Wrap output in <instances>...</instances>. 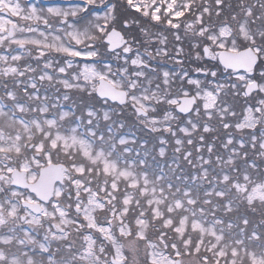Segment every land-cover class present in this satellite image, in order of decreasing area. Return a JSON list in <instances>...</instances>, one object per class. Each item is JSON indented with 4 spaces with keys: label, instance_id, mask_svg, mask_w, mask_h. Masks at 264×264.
Instances as JSON below:
<instances>
[{
    "label": "flooded vegetation",
    "instance_id": "af4514ba",
    "mask_svg": "<svg viewBox=\"0 0 264 264\" xmlns=\"http://www.w3.org/2000/svg\"><path fill=\"white\" fill-rule=\"evenodd\" d=\"M86 19L98 23L88 43L74 30ZM220 28L225 46L218 44ZM243 50L259 56L252 74L222 64V52ZM136 52L143 69L129 66L126 74L121 56ZM189 81L213 97H231L224 82L241 92L256 82L259 91L249 98L262 99L264 0H0V264H157L153 253L169 261L165 237H151L134 225L142 217L126 210L132 178L120 181L103 165L121 164L130 144L115 131L127 123L149 133L155 130L146 120L154 114L181 121L176 106L184 97L196 98L192 113H206ZM113 88L126 92L123 106L117 95L101 96ZM175 129L170 123L163 131ZM50 164L67 168L53 195L52 175L43 191L30 189Z\"/></svg>",
    "mask_w": 264,
    "mask_h": 264
},
{
    "label": "rangeland",
    "instance_id": "374dc122",
    "mask_svg": "<svg viewBox=\"0 0 264 264\" xmlns=\"http://www.w3.org/2000/svg\"><path fill=\"white\" fill-rule=\"evenodd\" d=\"M84 20L79 21V24L75 27L74 30H79V35L75 32L77 38L80 40V42H92V38L96 36V29L98 27V23L93 20ZM219 38L218 44L226 45L227 41L225 37L227 34L220 28L219 30ZM246 37V36H245ZM248 41H251L248 37ZM53 43V40H52ZM63 44V43H61ZM49 47V46H48ZM222 48L223 50L225 47H218ZM144 50V48H143ZM161 51V49H160ZM88 58H90L92 55L91 53L86 55ZM143 55L142 53H135V55L131 57H125L121 56L122 61L125 66H123V69L125 73L127 74V70L129 69V66L132 68L133 73L139 72L141 69V64L143 62ZM74 58V56L72 57ZM89 69V68H88ZM144 79V78H143ZM189 83L193 84L194 87L197 89V95H201L202 102L204 107L207 109V111L204 115L210 116L214 112L216 115L221 116L222 118H227L230 120V122L225 123V127L228 129L231 128L232 130L239 133L238 138H234L231 136V133L228 135V139H225V146L228 149V152L234 153L235 155H238L240 158L245 157V153L241 152V148L244 147V141L241 138L248 137L252 143L253 146H255V142L258 141V136L253 133V130L255 128V124L257 122L256 120V112L258 110L253 109L250 105H247L244 103V100L242 98V95L240 94L241 91L239 90V86L235 84V86H230L227 83H223V87H228L229 91L231 93V97H227L226 95H218L216 97H213V94H209L206 91L199 90L200 87L198 85L197 81H189ZM219 85V84H218ZM135 87H132V89ZM264 88V84H263ZM166 93H169L166 92ZM165 94V93H164ZM134 96V95H133ZM261 96H262V102H264V90L261 89ZM136 99L140 103L143 98L146 97L145 89H142L138 94H135ZM231 101V105H224L223 102L225 100ZM227 104V103H226ZM203 108V107H202ZM147 110V107H145ZM149 109H152V107H149ZM204 109V108H203ZM155 113V112H153ZM203 117L204 115L201 114ZM195 117H198V112L195 111ZM148 126L150 128H153L155 131L165 130L168 128V125L170 123L177 124L178 129L174 130L175 138H174V151L177 153L176 156H182L184 159L191 161L194 159L201 160L202 157H207L206 154H202L203 151H208L209 153L212 151V145L209 138H206L207 136H213V128H210L209 126L200 128L199 125L194 121L192 117H187L185 119H182L181 121L176 120L175 117L170 115V113H162L161 115H155L154 117H150L148 120ZM200 133V134H197ZM166 137V133L163 135ZM199 136L198 142L194 143L195 137ZM237 139L236 141H234ZM60 141L66 145V138H60ZM121 144H130L132 148H136L137 153L140 152L138 145V140L133 135H128L125 137H120ZM166 140L163 137H160V143H165ZM140 145L144 146V143H141ZM196 146L195 154L193 155L191 152V148ZM256 147V146H255ZM257 152H253V157H259V154H261V157L264 158V132L261 135V140L258 143ZM224 149V148H223ZM129 152L131 150L128 149ZM150 149L145 148L143 149V154L146 156L149 155ZM167 150L165 147L161 146L159 149V155L166 154ZM184 152V153H182ZM225 152V149L222 150V153ZM221 153V154H222ZM209 157V154H208ZM208 157L205 159H202V161L205 163L208 160ZM109 164H104V170L107 172L108 175L112 177L118 178L120 181L124 180V178L131 177L132 178V185L128 183L126 186L127 190L125 191V195L127 197L126 199V210L129 208V211L131 215H135L136 217H142L143 211L142 207L139 206V200L144 197L145 195V202L150 204H154V216L155 217H162L166 215L163 211L158 209L159 206H161V203L165 202L166 198L168 197L166 193L162 192L163 189L160 186V181L163 177L161 173H158L156 175L155 179H152L150 176H148L146 173H141L140 175H136L132 170L130 166L123 165L122 163L119 164L115 161L110 160ZM133 163V162H132ZM144 164V161L141 160L140 165ZM131 165V164H130ZM169 167L172 169H177L180 167L179 163L171 158V160L167 163ZM222 168V166H220ZM119 171V172H118ZM169 171V170H168ZM208 172L205 171L203 174H207ZM170 177V176H169ZM171 178V177H170ZM176 178H180V176H176ZM218 179H221L223 182H227L228 178L221 174V176L218 177ZM139 187L140 192L142 191V197L140 193H137L136 195L133 194V192H129V190H132L133 188ZM168 190H171V184L168 183V186H166ZM246 185L239 186L237 189L243 193L247 190ZM111 192V190H109ZM209 194V192H208ZM226 192L220 191L219 195L225 196ZM173 201L169 200L168 202V209L169 210H175L176 212H169V216L166 215V220L163 224L164 227H170L173 225V223L177 222V226L174 227L175 232V242L178 243V241L183 245V247L188 250L187 251V257L183 260L185 264H197V259H190L189 255H191L189 252H193L195 254H201V255H208L209 260L214 261V264H264V247L263 249H260L261 245L257 244L255 239L259 236L258 234L250 235V238H246L245 240L242 238H239L238 236H235L232 232H230V229H234L240 225V223H234L230 220L227 222H224L222 218L212 219L208 214L211 216H214L216 208L214 205L212 206V211L207 207L206 203L204 204V207H199L198 212L199 215L193 219L190 218L191 212L189 209L188 204L183 202V199L186 198L190 200V191L186 188L183 189L182 195L177 196L176 190L172 192L171 195ZM148 201V202H147ZM211 199L207 198L206 202H210ZM247 201L249 203H255L258 202L264 203V182L261 184H258L257 186H254V188H251V191L247 194ZM92 206L95 205V202H92ZM130 205V207L128 206ZM231 206V204H228ZM96 208H101L100 204L96 203ZM91 206L89 204L85 205V210H88L89 213ZM228 208H230L228 206ZM94 210V209H93ZM184 212L186 216L179 217L178 213ZM178 216V217H177ZM174 217V219L172 218ZM211 219V220H210ZM208 222V223H206ZM247 221H245V224ZM134 225L138 226L139 228H143L144 232L148 228L147 222L142 218H137ZM241 225L243 226L244 224ZM121 232L125 235H128V226L122 228ZM139 233V234H144ZM230 232V233H229ZM162 237V236H160ZM254 238V239H253ZM255 242V243H254ZM256 244L258 246H256ZM163 251V250H162ZM156 259V260H155ZM190 259V260H189ZM204 260L207 261L206 257H203ZM153 261L157 264H172L168 259L166 258H160L159 254L153 253ZM211 261V262H212Z\"/></svg>",
    "mask_w": 264,
    "mask_h": 264
},
{
    "label": "trees",
    "instance_id": "16d2710c",
    "mask_svg": "<svg viewBox=\"0 0 264 264\" xmlns=\"http://www.w3.org/2000/svg\"><path fill=\"white\" fill-rule=\"evenodd\" d=\"M130 120V119H129ZM128 120V121H129ZM225 137H226V130H216L213 132V136H207L206 138L210 139L212 145V151L209 153L207 150L203 151L202 154H206L208 157L209 154V163L205 165H200L198 167L199 162H195L193 165L194 171L196 172H203L204 169L210 170L213 172L214 176L219 175L218 168L215 166V158L218 155L226 156L224 158L230 159V163H226L224 167L227 169V182L219 183L218 185L212 182L210 177H206L205 180L210 181V185H203L200 186V192H196V198L199 199L200 204H207L215 205L216 200H220L219 192L222 189L225 194V198H230L233 200L231 212H228V216L232 219L235 223H240L238 227L232 229V233L235 236L241 237L244 233H240L243 230V226L241 222L244 219L248 220V227L247 232L248 234H252L253 232L259 233L260 237H263L264 232V203H249L247 201V194L251 191V188L261 184L264 180V158L261 157H253V152H257V148L253 145L246 144V146L241 148V152L245 153V157L240 158L238 155H235L233 152L229 154L228 149L225 146ZM194 143H197V140H194ZM225 149V152L222 153V150ZM196 150V146L191 148V152L194 155ZM184 153V152H182ZM222 153V154H221ZM158 155L157 148L153 149V155ZM177 153L174 151V148H169V155H174ZM156 160L161 161L162 159L156 158ZM200 163H202L200 161ZM155 170V169H154ZM193 171V170H192ZM201 175V174H200ZM201 179L203 177L201 176ZM215 184V186H213ZM246 185L247 190L241 193L237 187ZM214 188V193L210 195H206V191ZM210 198V202H206V199ZM224 203V200L221 201V206ZM223 213V212H218ZM181 216H183L184 212H180ZM263 228V229H262ZM155 233V231H154ZM247 233H245L246 235Z\"/></svg>",
    "mask_w": 264,
    "mask_h": 264
},
{
    "label": "water",
    "instance_id": "95a60500",
    "mask_svg": "<svg viewBox=\"0 0 264 264\" xmlns=\"http://www.w3.org/2000/svg\"><path fill=\"white\" fill-rule=\"evenodd\" d=\"M223 62L225 65H239L241 68H245L244 64H246L248 53L247 52H241L238 54L234 53H223L221 56ZM255 62V60H254ZM188 104L194 103V99H184L182 102V105L178 108L180 111H183L184 113H188L189 110H191L192 105L188 108Z\"/></svg>",
    "mask_w": 264,
    "mask_h": 264
}]
</instances>
